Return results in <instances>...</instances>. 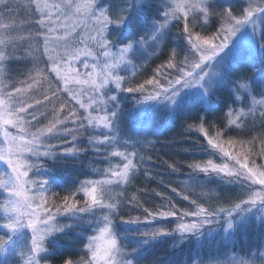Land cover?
<instances>
[{
  "label": "snow or ice",
  "instance_id": "obj_1",
  "mask_svg": "<svg viewBox=\"0 0 264 264\" xmlns=\"http://www.w3.org/2000/svg\"><path fill=\"white\" fill-rule=\"evenodd\" d=\"M213 17L220 26L207 32ZM245 45L250 58L264 55V0L238 5L232 0H0V264H47L60 247L57 240L70 232L76 235L73 243H82L83 255L62 264H140L142 251L162 237L179 244L217 236L227 242L253 219L264 225V163H257L264 160V131L259 151L256 136L228 135L245 128L250 116L252 128L258 123L264 129V64L258 92L254 82L229 80L235 54ZM162 47L170 48L166 61L154 76L133 84L142 63ZM13 62L30 67L13 78ZM229 82L232 104L240 106L228 107L227 122L213 136L205 128L206 115L188 127L230 163L210 158L188 164L184 188L171 190L194 210L169 200L162 210L144 208L143 221L126 219L121 204L145 162L136 145L151 142L121 138V94H137L133 99L142 112L163 110L178 117L194 108L213 111L211 98ZM44 83L48 87L38 95ZM245 94L251 106L244 103ZM225 143L239 149L227 151ZM89 151L108 165L92 169L100 179L69 185L46 163L77 160ZM213 176L237 189L227 206L208 202L214 194L206 185ZM158 218H172L175 226L141 228ZM123 225L129 227L121 235L117 229ZM88 229L93 234L85 236ZM224 256L214 264H264V250ZM192 264H204L203 258Z\"/></svg>",
  "mask_w": 264,
  "mask_h": 264
},
{
  "label": "trees",
  "instance_id": "obj_2",
  "mask_svg": "<svg viewBox=\"0 0 264 264\" xmlns=\"http://www.w3.org/2000/svg\"><path fill=\"white\" fill-rule=\"evenodd\" d=\"M177 29L172 28V33L175 35ZM178 41L173 40L172 46ZM170 54L169 47H162L161 52L156 55L152 61L144 66V68L133 79V84L142 83L145 79H148L155 75L157 67L163 64L168 55ZM183 55H181V59ZM249 62L246 67L239 69L238 79L240 76L244 78L252 79L256 76L260 70L261 65L264 64V58H260L257 61ZM254 65V66H253ZM172 71V70H169ZM235 76V77H236ZM236 77V78H237ZM256 76L255 80L257 79ZM128 93H122V107L120 112V127L121 138L131 136L133 139L137 138L134 133L139 131L142 133L140 139H146L151 143L140 144L138 147L139 155L145 157V162L140 166V171L137 173L136 178L133 180L132 185L127 188V198L121 204V215L126 219H132L135 217L143 218L146 216L144 208H149L152 211L163 208L171 202L176 203L178 208L190 209L193 207L188 201H183L180 196L172 192V188H176L180 191L184 188L186 180L189 179L190 169L188 164L194 162H206L208 159H213L214 162H220L221 158L218 152L211 149L207 143V139L203 134L196 130L195 127L189 128L188 125L192 124L198 126L200 123L199 113L194 112L186 115H179L174 119V122L166 128H158L156 122L141 123L138 117L134 116L131 102ZM234 95L231 93V89L226 85L223 86L218 93L211 98V104L213 111L204 112L206 115L207 123L205 128L208 129L209 136H213L217 127L222 126L227 122L226 113L229 106H233L232 101ZM203 115V116H204ZM216 127H212V126ZM247 129H237L236 131L229 132V136L232 137H250L254 134L261 133L263 129L257 126ZM158 128V129H157ZM257 151V150H256ZM151 157V159H148ZM260 160V159H259ZM47 165L52 168L57 174L58 179H62L67 184H71L73 181H79L85 178H97L102 176L100 173L93 174L92 169L99 167H107V163L97 161L96 157L89 151L86 154H81L77 160L67 161H47ZM113 163H119L118 159H114ZM169 164H174L177 168L176 171L169 168ZM212 183L210 186L213 188V196L209 199V203L213 206L222 205L227 206V203L235 198L236 191L232 185H228L223 181H220L215 176L210 178ZM120 189L117 188L116 191ZM56 191L62 192L61 189ZM160 193L161 195H157ZM136 195L137 201H132L131 197ZM195 198V197H194ZM117 224L120 225L119 217H117ZM122 226L118 227V231H121ZM264 227L252 230V227L248 229V232L256 231L260 233ZM91 229L85 232V236L91 233ZM76 239L75 232H70L67 237H60L57 240L59 248L56 250V255L47 257V261L51 264H62L64 258L70 257L76 261L83 255L82 243H73ZM195 240H189L184 244H179L174 237H162L157 242L146 247L139 257L140 264H181L184 260H190L193 254L196 252L202 253L201 248L196 247ZM208 255H217L218 253H224L227 251V244L221 240L210 243ZM234 251L240 250V246L236 242L232 245Z\"/></svg>",
  "mask_w": 264,
  "mask_h": 264
},
{
  "label": "rangeland",
  "instance_id": "obj_3",
  "mask_svg": "<svg viewBox=\"0 0 264 264\" xmlns=\"http://www.w3.org/2000/svg\"><path fill=\"white\" fill-rule=\"evenodd\" d=\"M240 2H241V0H232V3L237 4V5L240 4ZM220 23H221V21L219 20L218 17H213L212 21H211V24H210L209 28L206 31L207 32L215 31V29L220 26ZM155 57L156 56H152L150 59H147L145 62H143L141 67H140V69H139V72L144 68V66L148 65L152 61V59L155 58ZM261 57L264 58V55H261V54H259V52H257L255 57H254V59L250 58L247 46L246 45L245 46H241L237 50V52L235 54V59L232 62L229 80L230 81L240 80L241 82H246V81L254 82V86L256 87L257 92H258L259 86H260V82L258 80H255L256 76L258 75V72H257L256 76L254 78H252V79L244 78L242 76H240V78L238 79V77H237L238 73L237 72L240 71L239 69L247 66V64L249 63L247 61H257ZM136 62L140 63L139 60L136 61ZM28 67H30V64H28V63L13 62V63H11L9 65L10 74H11V76L13 78H17L18 74L26 71V69ZM138 73H137V75H138ZM121 75H130V72L129 73H123L122 72ZM19 78H22V77H19ZM226 85L230 89L232 88L231 82L225 84L224 86H226ZM47 87H48V85L46 83L42 84L40 86V88H39L38 95L42 94ZM257 92H254L253 95H256V98L260 99V96L257 95ZM133 95H137V94H132L130 96L128 95L129 99L132 100V102H131L132 109L131 110H133L134 116L138 117L139 120H141V123H146L148 121H150V122L152 121V122H156L157 123L158 128H166V127H168L169 125H171L174 122V119L176 117L168 116L163 110L146 111V112L140 111L139 107L135 105V100L133 99ZM234 99H235V97H234ZM122 102H123V100H121V107H122ZM244 103L247 106H251V99L248 98L246 96V94L244 96ZM233 106L234 107H239L240 105L236 104V105H233ZM56 107L58 108L59 105L57 104ZM50 109H51V106H49L48 119L51 118V110ZM194 112H198L199 113L198 117L204 115V111H200V110H197L195 108L190 110V111L182 112L180 115L191 114V113H194ZM256 116L259 117V112L258 111L256 113ZM41 122L42 123H46L47 120L42 118ZM245 124H246V127L242 128L243 130L247 129L250 126V124H252V117L251 116L246 119ZM262 131H264V129ZM253 136L257 137V140L255 141V144H254L255 150L259 151V147H260L259 139L261 138L260 137V133L254 134V135H252L250 137H247V135H245L244 137H237L236 139L251 140ZM136 139H140V137H137ZM139 146H140V144L136 145L137 151H138V147ZM224 147H225V150L230 151V152H235L236 150L239 149V146H237V148L234 149L231 146L227 145L226 143H225ZM129 150L131 151L132 149H129ZM219 155H220V158H221V154H219ZM49 161H51V160H49ZM225 162H229V161H227L226 158H225L224 160L221 159L220 162H216V163H225ZM257 163H264V160L257 159ZM92 173L95 174L94 172H92ZM90 177H91V179H100V178H102V176H98L97 178H92V176H90ZM201 178L203 179V177H201ZM208 179H210V178H208ZM186 181H188V180H186ZM206 188L208 190H211L213 187L210 186V183H207ZM197 192H199V189H197ZM211 192L213 193L212 190H211ZM188 210L191 211V210H194V208L192 207L191 210L190 209H188ZM140 219H141V221H143L144 217L140 218ZM175 223H176V221L174 219H172V218H169L167 220H163V219H159L158 218L153 224H142L141 228H152V227H159V226L172 228V227L175 226ZM128 227L129 226H127V225H123L122 228H121L120 234L124 235L126 233V229ZM251 227H252V230H256V229H259L260 227H264V225H260L255 219H253L247 224V226H242L237 231L234 241L230 240V241L225 242L222 239H220L219 236H217V237H215L213 239L204 240L202 243L195 242L196 243V247L197 248H201L202 251H203V254L196 252L195 254L192 255L190 260H184L183 263H181V264H192V260L194 258H197V257L203 258L204 264H214V261L216 259H224L225 258L224 254L226 252L230 255L232 252H239V253L243 254L244 252H246V251L250 252L251 250H257V249L264 250V248L261 247L262 245H264V229L260 233H256V231L248 232L249 231L248 229H250ZM89 234H93V233L91 232ZM89 234H87V235H89ZM218 240H221V241H223L224 243L227 244V251H225L224 253L220 252V253H218L215 256L214 255H208L206 252H208V250H209V247L211 245L210 243L216 242ZM234 242H236L238 244V246H240V248H242L241 251L240 250L234 251V249H233L234 246H232L234 244ZM47 264H51V263H49L47 261Z\"/></svg>",
  "mask_w": 264,
  "mask_h": 264
}]
</instances>
